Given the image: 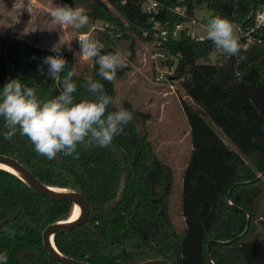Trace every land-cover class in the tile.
Instances as JSON below:
<instances>
[{
  "label": "trees",
  "instance_id": "obj_1",
  "mask_svg": "<svg viewBox=\"0 0 264 264\" xmlns=\"http://www.w3.org/2000/svg\"><path fill=\"white\" fill-rule=\"evenodd\" d=\"M57 1L73 8L85 5L91 21L102 24L95 37L104 45L102 54L117 52V43H128L126 66L117 69L116 78L108 82L98 76L95 60L89 73H77L72 50L59 49L67 67L57 81L39 74V70L47 71L43 59L56 55L52 49L0 37V91L9 80L19 79L47 101L59 95L64 75L72 71L78 86L74 102L95 99L85 86L92 77L113 98L109 112L123 107L133 114L109 146L78 145L73 156L60 153L51 160L36 153L19 132L11 141L5 140L0 118V155L16 160L42 185L78 193L88 204V217L78 228L54 235L57 251L87 264L153 260L168 264H264V229L259 241L248 240L255 230L256 204L264 184V24L256 31L260 44L240 50L238 56L225 54L228 59L216 64L202 62L216 50L213 42L192 39L185 27L172 37L175 26L192 24L201 5L214 17L252 28L264 0H155L159 7L154 15L144 13L140 0ZM162 32L165 35L160 37ZM136 41L155 43L177 58L168 81L179 82L190 100L179 98L191 139L181 182L185 225L181 233L168 213L173 173L158 158L150 141L147 123L151 115L135 110L126 101L121 106L115 104L114 84L130 70ZM165 65L174 66L172 62ZM214 127L237 152L228 149ZM121 183L123 191L116 201ZM72 213L71 203L45 198L0 169V253H6V264H61L49 258L41 234L51 224L68 221Z\"/></svg>",
  "mask_w": 264,
  "mask_h": 264
},
{
  "label": "clouds",
  "instance_id": "obj_2",
  "mask_svg": "<svg viewBox=\"0 0 264 264\" xmlns=\"http://www.w3.org/2000/svg\"><path fill=\"white\" fill-rule=\"evenodd\" d=\"M49 16L51 24L73 29L89 23L83 7L73 8L66 4L50 8ZM201 28L205 33L203 39L213 42L218 51L229 56L239 55V37L228 19L213 17ZM78 42L81 59L95 60L97 74L103 80L112 82L117 69L126 66L125 57L119 51L102 54L104 45L99 40L82 36ZM52 51L56 55L46 56L42 61L47 65L46 73L39 70V74L60 81L67 61L55 46ZM73 75L72 71H67L59 95L47 101L41 100L35 88L26 86L19 79L9 80L0 91V118L6 129L4 139L11 141L19 132L29 139L36 153L51 160L60 153L73 156L78 145L107 147L114 137L122 134L123 126L132 121L133 114L123 107L109 112L113 98L104 91L103 84L92 77L87 79L85 86L95 99L74 102L73 94L78 86ZM6 261V253H0V262L6 264Z\"/></svg>",
  "mask_w": 264,
  "mask_h": 264
},
{
  "label": "rangeland",
  "instance_id": "obj_3",
  "mask_svg": "<svg viewBox=\"0 0 264 264\" xmlns=\"http://www.w3.org/2000/svg\"><path fill=\"white\" fill-rule=\"evenodd\" d=\"M55 5L62 4L57 0H36V4H31L26 0H0L1 12L5 13L6 10H13L15 14V19L13 20L10 16L3 17L2 13H0V25L6 31H9L13 26L18 28L16 32H11V29L9 32V37H18L19 35H21L23 36L24 40L28 41V43H35L36 46L37 43L41 42V45L49 47V49H53V47L55 46L57 49L72 50L73 56L76 59V61L74 59L75 72L89 73L92 61L79 60L77 37L80 34L84 33L88 34L90 38L95 39L97 32L100 31V28L102 27V24L93 23L89 17L88 8L85 5H79L77 7H83L89 17V23L86 26L80 29H73L71 27L53 25L50 23L49 9ZM213 17V12L208 9L206 5H201L194 12V23H189L184 27L188 30V33H192L199 38H203L205 33L203 32L201 25L206 24L208 20ZM233 26L235 30L236 26ZM154 45V43H141L140 41H136L135 58L130 63V66L133 65V69L137 68L139 70H137V73H135V75L133 74L134 76L132 75L130 77L132 78L131 80L130 78H127L126 84L132 87V97L138 100L143 101V99H147L148 94L151 91H157V89H161V86L157 87L153 85V83L159 84V82L156 81V78L158 77L157 68L168 78V76L173 73V70L178 62L177 58L165 55L162 49L154 48ZM153 50L154 54L158 52L164 55V58H158L155 61L152 60L151 56L153 54ZM116 51L122 53L125 57V60L128 61V43H117ZM167 62H172L174 64L173 68H168L165 65L167 64ZM149 67L151 68V70L149 69ZM133 79L137 81L134 83ZM168 82L164 81L163 83L166 84ZM122 83L123 81L121 80L116 84L118 92L116 98L117 101L121 98L119 96L120 93H124L126 89L129 90V87L127 86L124 90L125 86L121 85ZM169 83H173V90L174 92L176 91L178 99L182 98V96H184V92L182 91L179 82L171 81ZM135 85H137L136 88ZM124 101L129 102L128 99H124L121 101V103L119 101L120 104L118 106H121ZM132 102H134L133 99ZM155 102L156 101L154 98L153 103ZM131 105L133 104L131 103ZM133 108L139 112H143L137 107ZM179 108H181L180 101L179 105L178 102H173L165 109L163 115H160L159 111L156 112V114H152L153 116H151V119L147 123V129L156 155L162 161V163L171 168L173 173V187L172 192L169 196L168 213L175 230L178 233H181L185 229L184 220L181 216V182L182 175L188 163L190 155L188 154L189 142L187 143V139L184 135L185 131H183V116H181ZM155 111L156 110L152 112ZM183 119L185 125H188L185 118ZM204 119L206 120V122L210 123L205 115ZM214 129L219 134V137L228 147V149L237 152L236 148L230 143V141L226 139L225 136H223V134L217 128L214 127ZM256 210L258 216L255 221V230L254 233L248 238L249 241L253 242L259 241L263 236L264 184L261 187V194L256 204Z\"/></svg>",
  "mask_w": 264,
  "mask_h": 264
},
{
  "label": "water",
  "instance_id": "obj_4",
  "mask_svg": "<svg viewBox=\"0 0 264 264\" xmlns=\"http://www.w3.org/2000/svg\"><path fill=\"white\" fill-rule=\"evenodd\" d=\"M203 63L208 64L209 60L205 59L203 60ZM0 165H4L8 167L11 171L6 170L7 172L17 176L21 181L29 185L37 194L53 201L71 203L73 205V213L75 207L76 206L79 207L80 216L77 220L69 222V220L71 219L70 218L68 221L54 223L47 226L41 234V241H42L43 249L48 254L51 260L57 261L61 264H87V263L74 261L62 256L57 251L53 243V237L56 233L68 232L74 230L78 228L87 219L89 214V207L86 200L78 193L65 192L63 190L49 188L42 185L26 168H24L20 163H18L16 160L12 158L0 155ZM122 191H123V184L121 183L116 201L119 200V196ZM142 264H168V263L162 260H153Z\"/></svg>",
  "mask_w": 264,
  "mask_h": 264
},
{
  "label": "crops",
  "instance_id": "obj_5",
  "mask_svg": "<svg viewBox=\"0 0 264 264\" xmlns=\"http://www.w3.org/2000/svg\"><path fill=\"white\" fill-rule=\"evenodd\" d=\"M26 1L30 2L31 4H36V0H26ZM0 13H2L3 17H9L10 16L13 20L15 19L14 18L15 14H14L13 10H10V11L6 10L5 13L0 11ZM13 20H12V24H13ZM0 27H1L0 28V37L1 38H8V39L17 38L19 40H24L23 36H21V35H19L18 37H9V32H10L11 29H12L11 32H16V30L18 29L15 26H13L9 31L4 30L1 25H0ZM24 41L28 42L27 40H24ZM41 44H42L41 42L37 43V47H39L41 49H49V47L43 46ZM133 68H134L133 65L130 66V70L125 74V76L122 79L118 80V81H121V80L123 81V83L121 85L125 86L124 90L126 89V86L129 87V90L126 89V91L124 93L122 92V93L119 94V96L121 98L118 101L116 100L117 94H118L116 84H117L118 81H116L115 84H114L115 93H116V96H115V104H116V106H118L121 103L122 100L128 99L130 104L132 103L134 105V106L132 105L133 107H137L139 110H141L143 112H146V113L150 114L151 116H153L152 114H154V113L156 114V112H158V111H159L160 115H163L164 112H165V109L170 104H172L173 102H178V105H179L178 96L176 95V91L174 92V90H173V85H172L173 83L172 84L169 83L171 81H169V82L165 81V82H168L166 84L163 83L164 81H161L162 83L159 82V84H154L153 83L154 86H157V87L161 86V89H157V91H151L148 94L147 99H145V100L143 99V101L135 99L134 97H132V93H133L132 89H131L132 87L129 86L128 84H126V80H127V78H130L133 74L135 75V73H137V70H139L137 68L136 69H133ZM149 69L151 70L150 67H149ZM131 79L132 78H130V80ZM136 81L137 80H134L133 82L135 83ZM136 87H137V85H135V88ZM154 98H155V101H156L155 103H153L154 102ZM132 99L134 100L135 103L132 102ZM182 99L185 100V101H188V102L190 101L189 98L185 94H184V96H182ZM119 101H120V103H119ZM154 110H156V111L152 112ZM179 111H180L181 116H183L182 117V121H183V124H184L183 131H185L184 135H185V138L187 139V143L189 142L188 143V147H189V151H188L189 153L188 154L190 155V153H191L190 129H189V126L185 125V123H184V119L183 118H185V116H184V113L182 111V108H179ZM185 120H186V118H185Z\"/></svg>",
  "mask_w": 264,
  "mask_h": 264
},
{
  "label": "built area",
  "instance_id": "obj_6",
  "mask_svg": "<svg viewBox=\"0 0 264 264\" xmlns=\"http://www.w3.org/2000/svg\"><path fill=\"white\" fill-rule=\"evenodd\" d=\"M140 1H141V6H142V9H143L144 13H146L147 15H154L156 13L157 8L159 7V4H158L157 1H155V0H140ZM183 14H184V10H181L180 15L183 16ZM192 23H194V21ZM263 24H264V8H263V10L261 12H259L257 14V16L255 18V25L252 28H243L241 26H236L235 34L239 37V43L241 45V50L242 51H247L250 48H252L253 46H255L257 44H260L261 37L256 34V31ZM157 27H158V25H156V28ZM183 29H184L183 25L175 26L174 30L172 32V37L175 38L178 35V33L181 32ZM164 35L165 34L163 32L160 33V37H163ZM188 35H190V37L192 39H195L196 41L203 40V38H199L196 35H193L192 33L191 34L188 33ZM82 36L87 37V38H90V37H89L88 34H84V33L80 34L77 37L78 58H79L80 61H85V60L81 59L80 54H79L80 53V45H79L78 40ZM154 48L161 49L159 47V45H157V44L154 45ZM152 53L153 54L151 56V59L154 60V61L156 59H158V58H160V59L164 58V55H162V54H160L158 52H156L154 54V50L152 51ZM164 54L167 55L165 52H164ZM207 59L209 60V63L216 64V63H220L221 61L225 62L228 59V56L216 49V50L212 51L210 57L207 58ZM157 70H158V77L156 78V81L157 82L168 81V78L166 77V75L162 74L161 71L158 68H157Z\"/></svg>",
  "mask_w": 264,
  "mask_h": 264
},
{
  "label": "bare ground",
  "instance_id": "obj_7",
  "mask_svg": "<svg viewBox=\"0 0 264 264\" xmlns=\"http://www.w3.org/2000/svg\"><path fill=\"white\" fill-rule=\"evenodd\" d=\"M0 169L5 170V171L6 170L11 171L8 167H6L4 165H0ZM79 216H80V209H79V207L76 206L75 209H74V213L72 214L71 219L69 220V222L77 220L79 218Z\"/></svg>",
  "mask_w": 264,
  "mask_h": 264
}]
</instances>
